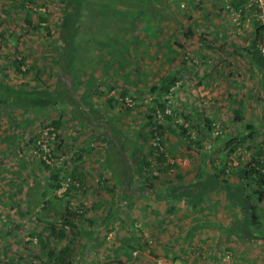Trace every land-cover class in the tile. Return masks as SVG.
I'll return each mask as SVG.
<instances>
[{
	"label": "rangeland",
	"instance_id": "374dc122",
	"mask_svg": "<svg viewBox=\"0 0 264 264\" xmlns=\"http://www.w3.org/2000/svg\"><path fill=\"white\" fill-rule=\"evenodd\" d=\"M254 41L264 44V0L240 9L231 0H0V264H60L50 254L64 243L49 226L60 224L66 205L80 215L66 228L69 264H256L253 245L243 246L233 231L244 223L242 208L222 189L243 185L258 198L246 224L258 234L259 216L264 230V188L238 175L253 145H229L253 124L254 146L264 148V70L253 62ZM62 68L151 163L150 181L132 166L135 188L144 183L132 200H123L112 174H100L101 161L91 160L89 178L75 173L79 159L59 150L60 129L53 143L60 159L48 165L34 154L36 137L53 120L80 125L58 85ZM163 74L177 78L169 90ZM44 92L59 101L43 102ZM169 92L172 114L157 119L154 109L164 108L159 102ZM111 132L119 136L114 125ZM156 132L163 151L152 145ZM86 133L94 156H103ZM179 158L188 163H171ZM159 207L168 217L159 219Z\"/></svg>",
	"mask_w": 264,
	"mask_h": 264
},
{
	"label": "crops",
	"instance_id": "0c3cea01",
	"mask_svg": "<svg viewBox=\"0 0 264 264\" xmlns=\"http://www.w3.org/2000/svg\"><path fill=\"white\" fill-rule=\"evenodd\" d=\"M68 75L71 76L69 73L66 74L67 85H68V88H72L74 86V80L71 76V87H70L68 84V80H67ZM169 77L170 76H168L167 74H163L161 78L162 80L163 79L166 80V79L171 78ZM73 92H74L73 93L74 95L78 96L77 98H79L78 101L80 103H78L77 105L74 103H70L69 100H67V102L70 105V108L73 112H75L74 109H77V111L79 110V113H75V114L78 117L77 122L80 121V125L78 123L73 129H71L69 125L67 124L63 125V123L61 124L59 134H60V138L63 140H62L61 145H59V150L63 154H65L69 160L73 158V156H76L77 159H79L78 166H76L75 164L72 165L73 171L75 173H78L79 176H87L89 178L91 176V172L89 170L94 171L91 166L93 165V162L91 160H93L95 163H99L101 161V164H103V166L102 168H100V170H98L100 171V174L104 176H108V177H111V174H112L117 184H119V187L121 186L120 192L128 193V195L124 193L126 195L124 196L127 197V198H124V201L132 200L133 198H135V193L139 192L138 189L141 187V185L144 186V183L142 182V184L139 185V187L135 188V184L133 182L134 173L130 171L132 170V166H135V161H134L135 155L136 154L142 155L141 150L139 151V150H136L135 148H134L135 150H133L130 147L132 146L131 145L132 141L129 140L127 133L125 132V130H122V126L119 123L108 120V118H106V116L104 115V112L98 106H95L94 104H92L89 99H86L80 91H78L77 89H74ZM112 125H114L115 128L119 130L118 137L116 135L114 137L113 133L111 132ZM87 130L91 131V134H93L92 136L98 139V143H100L99 145H101L100 150L103 151V156L101 157L99 155L97 157L94 156V152L98 148L95 151L90 149V143L92 140H90L91 136L88 133H86ZM246 131L248 134L249 130L246 129ZM254 144L255 143L251 142L250 145L254 146ZM70 151L72 154L71 155L67 154V152H70ZM127 152L129 155L127 154ZM130 155L131 156L133 155L132 159L129 158ZM126 157H128L129 159ZM130 160H132V164ZM90 161L92 164H89ZM94 168H96V165H94ZM135 168L136 170H139L137 166H135ZM138 172H139L140 177L144 176L140 170ZM224 187L222 189L226 193V190ZM172 199L175 201H178L179 200L178 195H174ZM170 204L174 205L172 202H170ZM170 204H167L168 206L165 207V209H167L168 211H171L172 206ZM176 205L180 206L181 203L179 204L176 203ZM192 205L194 204L192 203ZM235 206H238V205H235ZM180 207L184 209L185 206H180ZM173 209H175V207H173ZM177 209L178 207L176 208V210ZM176 215H180V211L173 212L171 216L174 217ZM163 216L168 217L165 213L162 214V210L159 207V219L162 218ZM260 222L261 221L259 219V216L253 217V224H256L257 230L259 231L258 234H255L253 232L254 236H257L259 239L257 240V242L255 241L254 243L251 244L253 245V248L251 251L253 253V257L258 258L256 264H264V259L262 260L260 259V258H264V250L259 249L260 247L263 246L261 242L264 243V233H263L264 230H262V227L259 224ZM263 223H264V220H263ZM252 231H255V229L253 228ZM260 231H263V232H260ZM170 237H168L167 239H170ZM170 240L176 241V237Z\"/></svg>",
	"mask_w": 264,
	"mask_h": 264
},
{
	"label": "trees",
	"instance_id": "16d2710c",
	"mask_svg": "<svg viewBox=\"0 0 264 264\" xmlns=\"http://www.w3.org/2000/svg\"><path fill=\"white\" fill-rule=\"evenodd\" d=\"M231 3H232V5L235 6V8L240 9V8H242V5H244L246 3V0H231ZM259 36H261V34L259 33V31H257L256 32V38ZM259 39H261V37H259ZM256 41L253 42L252 47L249 50H250V52H253L252 53V59H253V62L255 63V65L259 69L264 70V44L258 45V42H256ZM63 56H64V54H63ZM61 60H62V57H61ZM66 73H68V70L62 68L60 71V75L58 77V82H59L58 85L60 86V89H62V91H63L62 93H63L64 99H66V97H67V99L69 100L70 103H74V104L78 105V103H80L78 101L79 98H77L78 97L77 95L73 94L74 87L68 88L66 76H65ZM176 82H177V78L172 77L169 80L168 85L163 87L164 90H169L170 87L172 85H174ZM48 95H49V93H48ZM47 96L45 95V92H44V95L41 96L40 99L43 102H47L49 105H53L59 101V98H58V101L56 100L55 102H53L54 100H51L50 97H47ZM163 105H164L163 101H160L159 106H163ZM74 111H75V113H79V110L77 111V109H74ZM51 125L56 130H59L60 126H61V121L60 120H53L51 122ZM208 125L210 126V123H208ZM159 128H161V126H159ZM247 129L249 130L248 134H246L243 137L233 138L229 141V145L233 144L232 149H234V150L237 149L238 146H240L241 144H244L245 142L246 143H248V142L255 143V140H256L255 133L257 132V130L255 129L253 124H249L247 126ZM249 147H253V149H254V151L252 152L251 159L249 160V162L247 164L243 165L241 167V169H239L238 175L241 177V179L244 182L253 181L259 187L264 188V156H263L264 148H263L261 143H259L257 146H249ZM54 157L56 158V155ZM134 161H135V166H137L139 168V170L141 171V173L144 175L145 181H147V180L150 181L151 178H153L152 173H151L152 167H151V163L149 162V160L148 159L146 160V156H144L143 153H142V155L136 154L134 157ZM48 165H51V164H48ZM59 175L60 174L58 173V171H56L54 173V176L57 179H58ZM146 183H149V182H146ZM152 183L153 182H151L150 185ZM57 186L61 187V180H59V179L57 181ZM202 186H203V184H202ZM259 187L257 190L258 192L262 190ZM224 188L226 190L227 197L230 200V202L233 203L234 205L240 206L242 208L243 214L245 216L244 223L242 222L243 224H238L233 228L234 234L237 236L239 242L243 246H250L255 241L257 242V240L259 238L257 236H254L253 232L251 231L252 228H251V230L248 228V225L246 224V222H248V221H246V219H249V221H250V216L252 217V214H251L252 209L250 208L251 204L256 203L258 198L252 199L250 195H245L243 193L244 192L243 185L234 187V186L227 184V185H225ZM175 192H177L176 189H175ZM124 193L126 195H128L127 192H123V193L120 192V194H122V198H127V197H125L126 195ZM182 193H183V195H185L187 197V195H188L187 191H183ZM195 195H196V193H195ZM190 196H192V194H190ZM196 201H198V200L195 199V201L193 203L195 204ZM79 216L80 215L77 212L70 210L69 206L66 205V209L64 210L61 218L59 219L60 224L57 226L55 224H50V226H49L51 236H53V238L56 241L62 242V244L64 243V245H62L61 250L58 254L56 252H54L53 249L51 250V254H50L51 257L54 256V259L56 261H58L60 264H69L71 262L70 260L72 258L73 249H71L69 241L66 242V239H67L66 228H69L72 230V228L76 227L77 226L76 221H77V218ZM40 235H42V234H40Z\"/></svg>",
	"mask_w": 264,
	"mask_h": 264
},
{
	"label": "built area",
	"instance_id": "2783aa9c",
	"mask_svg": "<svg viewBox=\"0 0 264 264\" xmlns=\"http://www.w3.org/2000/svg\"><path fill=\"white\" fill-rule=\"evenodd\" d=\"M163 99H164L163 103H165L164 108L159 107L154 109L155 110L154 114L157 119H162L164 116L172 114V110H171L172 92H169L167 96ZM124 102L127 107H134L136 105V101L130 96H127ZM213 126L215 129L214 131L215 135H220L221 134L220 126L215 122H213ZM57 138H58V133L54 127L48 126L47 128L43 129L42 133H40L35 139L34 150H33L34 154L39 158H41L42 160H44L45 162H47L48 164H54L57 159H60V157L55 158L53 154V143L57 140ZM161 139L162 138L160 132H156L152 139V145L155 151L157 152L163 151ZM150 160L152 161V165H155L154 158H151ZM171 163L186 165L188 162L186 159L179 158V159H172ZM154 174L155 175L160 174L158 167L154 169ZM72 181L73 179L71 177H68L66 180L67 186L70 185ZM136 253L137 251H135V254Z\"/></svg>",
	"mask_w": 264,
	"mask_h": 264
},
{
	"label": "water",
	"instance_id": "95a60500",
	"mask_svg": "<svg viewBox=\"0 0 264 264\" xmlns=\"http://www.w3.org/2000/svg\"><path fill=\"white\" fill-rule=\"evenodd\" d=\"M67 80H68V84H69V86L71 87V76L68 75Z\"/></svg>",
	"mask_w": 264,
	"mask_h": 264
}]
</instances>
